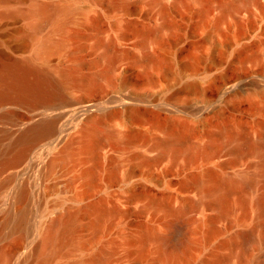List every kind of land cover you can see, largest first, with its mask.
<instances>
[{
    "label": "rangeland",
    "instance_id": "obj_1",
    "mask_svg": "<svg viewBox=\"0 0 264 264\" xmlns=\"http://www.w3.org/2000/svg\"><path fill=\"white\" fill-rule=\"evenodd\" d=\"M12 59L59 118L33 145L0 99V264H264V0H0ZM220 178L244 185L224 214Z\"/></svg>",
    "mask_w": 264,
    "mask_h": 264
},
{
    "label": "bare ground",
    "instance_id": "obj_2",
    "mask_svg": "<svg viewBox=\"0 0 264 264\" xmlns=\"http://www.w3.org/2000/svg\"><path fill=\"white\" fill-rule=\"evenodd\" d=\"M44 9L45 8H44L43 4L39 5V9H38L39 12H43ZM53 47L54 46H52L51 48H53ZM20 48L23 49V46L22 47L19 46V49ZM49 49H50V47H49ZM12 60H15V59H12ZM16 60H18V59H16ZM16 60L12 61L10 63H7L0 70V83H1V85L2 84L4 85V86H2L3 88L0 89V99L9 100L8 99L9 97H13L16 94L15 95L16 98L14 97L15 100L17 99V101H18V99H21V100L23 99V100L30 103L31 110L28 111L29 112L28 115L25 116V117H30V114L32 112H38L35 110L38 109L39 106L41 108H47V107L51 106V105L46 104V103H48V102H46V99H48L47 96L49 94V90H48L49 88L47 87L49 84L48 83L49 79L46 78L45 76L39 74L36 71L37 69H33V67H30V69H29L28 64H26V63L23 64L22 60H20V61H16ZM3 64H5V63H3ZM51 83H53V82H51ZM50 92H52V91H50ZM45 97H47V98H45ZM21 100H19V101H21ZM39 112L44 113L45 111H39ZM9 116H18V115L17 114L14 115L13 113H9ZM45 117H55V118H52L50 121H48V122H46L40 126L30 128L29 130H26L25 132L20 133L19 134V135H21L20 137L23 136V139H25V140L30 138V141L32 142L33 145H38L37 142L39 139H41V141H43L42 139L53 138V136H54L53 124L56 122V116H49L48 115ZM96 118H97L96 120H98L100 117H96ZM0 132H1V130H0ZM16 139L18 141V138H16ZM23 139L20 138L19 141H21V140L25 141ZM171 139L175 140L176 138L173 139L171 137ZM44 141H46V140H44ZM29 145H31V144L29 143ZM19 156L20 157L17 156L18 158L15 160V164L19 163L21 161V159L23 158V154H19ZM217 181H218V179H217ZM215 183H216L215 186H213L207 190V194L213 196V198L211 197V199H212L211 202L219 208L220 213L224 214V213L229 211V204H228L229 194L231 192H233L234 190H236L238 187L244 186V185H243L242 181L231 180V178L230 179L220 178L218 183L217 182H215ZM262 187H263V191L260 193V195L256 199V205H257L260 213H264V184ZM92 208L97 213L96 214L97 216H96V219H95L93 226L95 228H98L100 225V222L103 220V218L105 216H107V214L109 212L104 210V208L98 204H93ZM181 209H179L178 211H181ZM53 221H55L54 223H56L57 219L53 220ZM53 221L51 220L50 221L51 224L49 225V223H48L49 226L48 225L47 226L52 227ZM48 227L46 229H48ZM51 232H52V229L48 230V232L46 234L44 231L46 239L51 238V235H52ZM241 234L249 235V233H243V232L238 233L236 236L234 235L235 237H233V238L230 237L231 240L228 241V245H230V244L234 245L235 243H237ZM230 238H228V240ZM187 239H188V230H187L186 226H180L177 228V236H176L175 240L171 239V236H166V237L162 238V240H164V242L172 243V247H174V248L185 246L187 244ZM225 242H226V240H225ZM224 245H227V244H224ZM222 260H223V258H217V259L215 258L214 261L215 262H221Z\"/></svg>",
    "mask_w": 264,
    "mask_h": 264
},
{
    "label": "water",
    "instance_id": "obj_3",
    "mask_svg": "<svg viewBox=\"0 0 264 264\" xmlns=\"http://www.w3.org/2000/svg\"><path fill=\"white\" fill-rule=\"evenodd\" d=\"M125 104L122 102V100H111L106 102V105H104L102 108L106 110H114L118 109L119 107H124ZM59 110L58 107H49L44 110H39V111H45L43 112H32L30 114V117H21L19 119H16L14 123L12 124V131L13 132H25L26 130H29L30 128L40 126L48 121H50L52 118L55 117H45V116H55V112ZM59 117H56V120ZM56 139H53L49 142H47L48 147L52 148L56 144Z\"/></svg>",
    "mask_w": 264,
    "mask_h": 264
}]
</instances>
